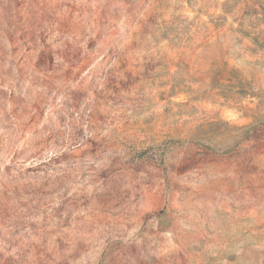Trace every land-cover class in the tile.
Instances as JSON below:
<instances>
[{
    "label": "rangeland",
    "instance_id": "1",
    "mask_svg": "<svg viewBox=\"0 0 264 264\" xmlns=\"http://www.w3.org/2000/svg\"><path fill=\"white\" fill-rule=\"evenodd\" d=\"M0 264H264V0H0Z\"/></svg>",
    "mask_w": 264,
    "mask_h": 264
}]
</instances>
